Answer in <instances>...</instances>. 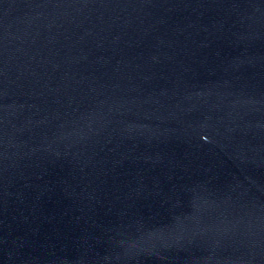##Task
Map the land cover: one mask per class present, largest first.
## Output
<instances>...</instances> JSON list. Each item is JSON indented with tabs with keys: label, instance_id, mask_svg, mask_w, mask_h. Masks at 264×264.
Returning <instances> with one entry per match:
<instances>
[{
	"label": "water",
	"instance_id": "1",
	"mask_svg": "<svg viewBox=\"0 0 264 264\" xmlns=\"http://www.w3.org/2000/svg\"><path fill=\"white\" fill-rule=\"evenodd\" d=\"M0 264H264V0H0Z\"/></svg>",
	"mask_w": 264,
	"mask_h": 264
}]
</instances>
